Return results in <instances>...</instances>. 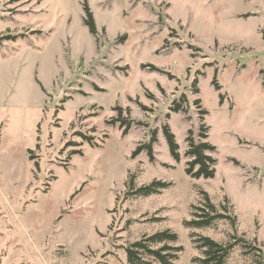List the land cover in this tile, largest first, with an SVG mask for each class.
Returning <instances> with one entry per match:
<instances>
[{"label":"rangeland","instance_id":"374dc122","mask_svg":"<svg viewBox=\"0 0 264 264\" xmlns=\"http://www.w3.org/2000/svg\"><path fill=\"white\" fill-rule=\"evenodd\" d=\"M84 1L0 0V37L19 35L0 40V264H128L127 244L166 229L180 264H199L201 236L247 239L226 264H264V0H87L97 37ZM202 124L210 179L186 173ZM153 130V160L133 158ZM154 180L172 184L127 195ZM203 191L235 228L184 225Z\"/></svg>","mask_w":264,"mask_h":264},{"label":"trees","instance_id":"16d2710c","mask_svg":"<svg viewBox=\"0 0 264 264\" xmlns=\"http://www.w3.org/2000/svg\"><path fill=\"white\" fill-rule=\"evenodd\" d=\"M84 11H85V23L88 26L90 32L96 37L98 36L97 25L93 16L92 11L87 3L84 1ZM19 35H11L9 37L1 36L0 40L5 38L15 40ZM197 80L193 82L194 91L198 93L199 90L196 88ZM214 86L217 90L221 89V86L215 82ZM221 96V102L223 99V94ZM184 98L173 101L170 111L178 112L184 111L183 106ZM199 99L196 100V104H199ZM147 109L146 107H143ZM118 117H116V122H120V126L124 128V133H126L132 127L131 119H123L122 107H118ZM206 111H202L205 114ZM169 113L167 117H169ZM198 139L195 140L193 137H188V149L186 151V156L191 159L187 162L186 173L192 178H205L210 179L216 175V163L217 159L212 155V152L216 150V146L211 144L208 140L207 131L209 127L201 125L199 128ZM163 132L167 139L170 152L173 158L177 161L180 160L179 145L176 141L175 135L172 132L169 124L163 125ZM189 132H192L191 130ZM157 141V130L151 132V137L148 142L141 143L136 147L132 153V157H137L142 151H146L150 160H153V145ZM135 178V176H132ZM172 183L154 180L149 185L142 186L140 188H135L132 184L129 187L127 195L133 197H148L153 194H160L164 188H167ZM205 198V207H195L196 210L193 213V219L186 220L184 225L189 228H204L209 227L219 220H228L233 228L237 225V217L233 214V208L222 207V211L219 210L217 205H215L209 195L206 192H202ZM194 237V235H192ZM235 237L227 243H222L214 240L208 236H201L194 239L197 244V248L202 252L203 257H197L194 262L199 264H226L227 259L231 251L236 247L240 246L245 253L250 254L249 250L251 248L247 239L240 238L234 241ZM178 235L169 229L158 231L151 235H145L139 240H136L125 246L127 252V263L128 264H180L178 260L180 258V253L183 251L181 245H177ZM155 245L157 247H155ZM260 254L261 249L255 247ZM260 256V255H258ZM259 264L262 262L259 260Z\"/></svg>","mask_w":264,"mask_h":264}]
</instances>
